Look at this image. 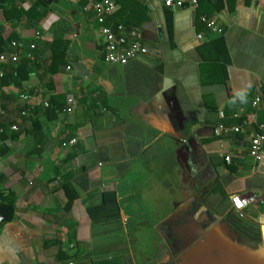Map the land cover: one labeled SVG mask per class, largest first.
Listing matches in <instances>:
<instances>
[{"label": "crops", "instance_id": "1", "mask_svg": "<svg viewBox=\"0 0 264 264\" xmlns=\"http://www.w3.org/2000/svg\"><path fill=\"white\" fill-rule=\"evenodd\" d=\"M137 1L149 16L137 30L149 54L127 66L105 62L89 1L3 3L26 13L38 4L40 21L13 12L8 22L0 6L4 38L15 37L11 56L0 57V113L7 115L0 120L8 135L0 134V204L14 210L0 227V264H180L236 215L235 196L262 198L238 217L246 235L264 242V146L259 157L250 151L264 125V0L171 8L175 47L164 0ZM116 4L107 25L116 24ZM203 16L224 33L208 32ZM58 39L68 42L65 63L46 73L53 57L47 45ZM32 40L40 41L37 57ZM25 58L35 66L24 89L2 84L4 71ZM205 62L219 65L206 64V73L222 70V83H203ZM218 125L241 131L216 136ZM259 244L232 240L256 250L251 264L260 263ZM203 253L190 254L191 264ZM245 256L232 257L243 264Z\"/></svg>", "mask_w": 264, "mask_h": 264}, {"label": "built area", "instance_id": "2", "mask_svg": "<svg viewBox=\"0 0 264 264\" xmlns=\"http://www.w3.org/2000/svg\"><path fill=\"white\" fill-rule=\"evenodd\" d=\"M92 5V11L95 14V18L97 23L100 26V31L102 36L105 38L104 40V48H105V62L111 66H127L131 62L138 60L141 57L147 56L149 54L148 48L141 41L138 36V32L135 29H128L122 24H113L107 25V19L113 16L117 9L118 5L114 0H88ZM189 3L190 7H198L197 0H164V5L169 8H184V6ZM202 24L205 26L208 32H213L217 34H223L224 30L216 25V23L206 17L203 16L201 18ZM203 36L199 35L198 39H202ZM32 49H35V45L31 46ZM31 56L29 55L28 58ZM13 62H17L19 57L17 55L13 56ZM70 70V68H68ZM24 100L29 99L30 97L27 95H23ZM261 102L260 98H257L255 101V105ZM74 101L70 100L69 105H73ZM48 107V104H46ZM24 115L27 112L23 113ZM0 117L6 118V113H0ZM10 130L12 132L19 131L17 125H11ZM194 132L198 130L197 127L192 129ZM241 131L240 127H228L225 125H218L214 128L213 132L216 136H228L230 134H236ZM6 128L0 127V134H5ZM76 140L67 142H63L62 146L67 147L76 144ZM264 146V125L260 126L258 132L252 139L251 143V154L253 156L259 157L262 152ZM226 161L231 163V158L226 157ZM262 198L257 195L250 196H235L232 198V206L234 211L238 216H241L242 212L252 204H257L261 201Z\"/></svg>", "mask_w": 264, "mask_h": 264}, {"label": "trees", "instance_id": "3", "mask_svg": "<svg viewBox=\"0 0 264 264\" xmlns=\"http://www.w3.org/2000/svg\"><path fill=\"white\" fill-rule=\"evenodd\" d=\"M116 1L120 6V11L118 12L119 16L115 15L114 22L116 24H122L128 29H135L139 30L143 24L149 20L148 12L145 6H143L139 1L137 0H114ZM200 3V7L202 5V0H198ZM208 1V0H206ZM6 0H0V6L3 7V3H5ZM88 3V0H84L83 6L85 7ZM39 5L36 4L34 8H31L29 12H24L22 10H18L16 7H13L11 9H8L6 7H3V12L5 14L6 20L10 22L9 14L10 13H18L19 16H21L20 21L22 20H36L40 21L45 14H40L37 9ZM187 7V4L184 6ZM214 9V8H213ZM200 11V8H199ZM202 14V12H201ZM23 17V18H22ZM117 18V19H116ZM165 18H166V27L169 34V40L173 47H175L174 43V11L166 7L165 8ZM113 21V20H112ZM112 23V22H111ZM108 24V23H106ZM115 25V24H114ZM15 37H11L9 39L4 38V26L1 24L0 21V57L3 55H9L13 53V50L9 48V45ZM36 44V50L34 51V56L37 57L39 54V46L40 41H30L28 45L31 43ZM68 42L63 41V39H58L53 41L51 44H48L47 47H51L53 50V57L50 60V66L46 67V73H55L58 71V68L61 64L65 63V57H66V51H67ZM202 54V50H201ZM203 55V54H202ZM204 57V56H203ZM212 62H205V66L201 67V78L203 79V83H222V70L219 71L220 76L216 77L211 74V76L207 75L206 70L210 71V68L206 64H210ZM212 68H217L218 64H210ZM34 60L33 59H23L19 61L18 63L12 64V67L8 69L7 71H4V74L2 75V84H12L16 88L24 89L23 84L30 79L31 73L34 70ZM219 66V65H218ZM207 67V68H206ZM0 127H7V123L5 120H0ZM19 134V133H18ZM7 134H4L1 138L2 140H5L7 138ZM12 136H17L16 134H12ZM18 137V136H17ZM111 194H108L106 196L110 197ZM112 197L108 198L107 200H114L115 194L111 195ZM1 202H6V198L4 195L1 196ZM92 211V210H91ZM237 215V214H236ZM238 216V215H237ZM240 218V217H239Z\"/></svg>", "mask_w": 264, "mask_h": 264}, {"label": "water", "instance_id": "4", "mask_svg": "<svg viewBox=\"0 0 264 264\" xmlns=\"http://www.w3.org/2000/svg\"><path fill=\"white\" fill-rule=\"evenodd\" d=\"M151 105L153 104L151 103ZM192 132L194 131L192 130ZM196 132L197 131H195V133ZM182 140H186V138ZM198 189L201 191L202 189L201 185H199ZM13 213L14 210L12 206L6 204H0V227L12 221ZM233 217H235L234 220L238 223V227L240 226L239 228L244 229L242 224L243 222L242 218H239L235 214ZM239 228L236 229L235 225H233V223L231 222L228 221L222 222L221 225L212 232L214 236L210 234L209 236H207V238H205L204 242L203 241L199 242L200 245H202V247L200 248L196 246L194 247L195 252L193 251V253H189V254L187 252L185 256L181 257L180 264H191L189 255L198 254V252L200 253L201 251L204 252L203 254L207 257L199 258L198 256L197 262L195 264H238L236 261L233 260L232 257L236 252L237 253L243 252V254H246L245 261L243 260V264H251L250 257L251 256L253 257L255 253L254 251H256V250H252V247L248 246L249 244L252 243H260L258 245L259 250L257 249L258 251L256 253L259 255V261H260L259 264H264V242L262 241V239H254L253 237L246 235L245 232L247 228L244 229L245 231L244 230L240 231ZM221 233L227 236L228 240L224 242L223 240L221 241V239H219L218 237L217 238L215 237L220 235ZM238 238L240 240L246 238V243L248 245H246L245 247L240 245L239 246L232 245V240Z\"/></svg>", "mask_w": 264, "mask_h": 264}, {"label": "flooded vegetation", "instance_id": "5", "mask_svg": "<svg viewBox=\"0 0 264 264\" xmlns=\"http://www.w3.org/2000/svg\"><path fill=\"white\" fill-rule=\"evenodd\" d=\"M205 202H206V201H205ZM207 204H208V203H207ZM234 218H235V217L232 216V218H230V220H231L230 222L233 223V225H235V228H236V229H238L240 226L238 227V223L234 220ZM239 230L242 231V230H244V229L239 228ZM244 231H245V230H244Z\"/></svg>", "mask_w": 264, "mask_h": 264}, {"label": "clouds", "instance_id": "6", "mask_svg": "<svg viewBox=\"0 0 264 264\" xmlns=\"http://www.w3.org/2000/svg\"><path fill=\"white\" fill-rule=\"evenodd\" d=\"M240 95H241V98H243V95H244V94H243V93H241Z\"/></svg>", "mask_w": 264, "mask_h": 264}]
</instances>
